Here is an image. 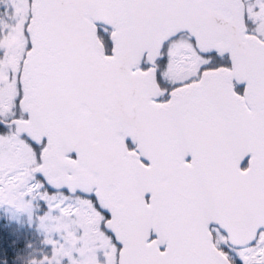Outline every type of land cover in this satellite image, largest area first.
<instances>
[{"label": "snow or ice", "instance_id": "1", "mask_svg": "<svg viewBox=\"0 0 264 264\" xmlns=\"http://www.w3.org/2000/svg\"><path fill=\"white\" fill-rule=\"evenodd\" d=\"M6 157L105 264H264V0H0Z\"/></svg>", "mask_w": 264, "mask_h": 264}, {"label": "rangeland", "instance_id": "2", "mask_svg": "<svg viewBox=\"0 0 264 264\" xmlns=\"http://www.w3.org/2000/svg\"><path fill=\"white\" fill-rule=\"evenodd\" d=\"M28 163L27 159H4L6 168L22 171L0 185V207L30 221V201H47L45 214L37 218V233L47 247L39 250V264H105L108 241L98 228V219L65 195L49 196L30 190Z\"/></svg>", "mask_w": 264, "mask_h": 264}, {"label": "trees", "instance_id": "3", "mask_svg": "<svg viewBox=\"0 0 264 264\" xmlns=\"http://www.w3.org/2000/svg\"><path fill=\"white\" fill-rule=\"evenodd\" d=\"M30 221L12 216L0 207V264H39V250L47 248L41 241L39 221L47 206L42 200L30 201Z\"/></svg>", "mask_w": 264, "mask_h": 264}, {"label": "water", "instance_id": "4", "mask_svg": "<svg viewBox=\"0 0 264 264\" xmlns=\"http://www.w3.org/2000/svg\"><path fill=\"white\" fill-rule=\"evenodd\" d=\"M51 178H52L54 181H56V180L59 179V177H57V176H55V175H53Z\"/></svg>", "mask_w": 264, "mask_h": 264}]
</instances>
